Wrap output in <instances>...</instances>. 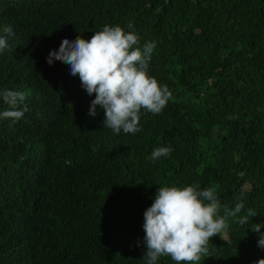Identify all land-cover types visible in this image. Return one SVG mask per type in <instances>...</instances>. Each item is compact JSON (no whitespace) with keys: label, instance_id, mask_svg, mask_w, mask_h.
Returning a JSON list of instances; mask_svg holds the SVG:
<instances>
[{"label":"trees","instance_id":"obj_1","mask_svg":"<svg viewBox=\"0 0 264 264\" xmlns=\"http://www.w3.org/2000/svg\"><path fill=\"white\" fill-rule=\"evenodd\" d=\"M8 25L0 93H28V111L0 118V264H148L144 212L165 186L214 189L221 216L240 200L238 216L257 212L243 226L226 218L194 264L264 258L250 229L264 233V0H0V36ZM105 25L141 50L155 41L147 73L172 92L160 113L141 109L135 134L105 126L99 105L91 117L96 94L46 62ZM159 147L172 151L149 159Z\"/></svg>","mask_w":264,"mask_h":264},{"label":"clouds","instance_id":"obj_2","mask_svg":"<svg viewBox=\"0 0 264 264\" xmlns=\"http://www.w3.org/2000/svg\"><path fill=\"white\" fill-rule=\"evenodd\" d=\"M133 28L130 21L127 25ZM0 36V51L8 48V37L14 35L10 25L3 28ZM138 36L117 26L105 25L95 32L90 40L77 36L75 40L64 38L58 50H51L46 62L52 65L60 61L70 66L72 76L79 75L81 86L89 95L95 93L91 101L89 115L95 117L97 105L104 109L103 123L114 132L135 134L140 129V111L145 109L158 114L166 106L172 92L161 86L147 73L155 41L145 43L143 49ZM3 100L10 110L0 113V118L13 123L23 118L27 107L19 108L28 95L26 92L3 90ZM171 149L159 147L153 150L149 159L156 161L169 156ZM239 199V197H238ZM244 209L243 200L233 209L224 208L219 215L221 203L215 190L208 188L197 191L192 186H165L158 189L153 204L144 212V243L147 246L148 264H156L158 257L170 256L176 264H194L208 255L211 237L221 234L228 227L226 218L232 217L243 226L257 212L249 208L246 214L238 216ZM250 229L259 235L258 247L264 249V233L261 224L252 223ZM256 264H264V258Z\"/></svg>","mask_w":264,"mask_h":264}]
</instances>
